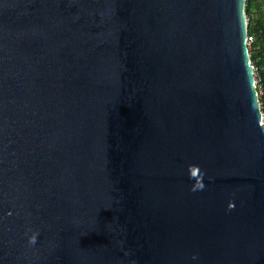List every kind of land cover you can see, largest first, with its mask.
<instances>
[{
    "label": "water",
    "instance_id": "1",
    "mask_svg": "<svg viewBox=\"0 0 264 264\" xmlns=\"http://www.w3.org/2000/svg\"><path fill=\"white\" fill-rule=\"evenodd\" d=\"M247 0H0V264H264Z\"/></svg>",
    "mask_w": 264,
    "mask_h": 264
},
{
    "label": "trees",
    "instance_id": "2",
    "mask_svg": "<svg viewBox=\"0 0 264 264\" xmlns=\"http://www.w3.org/2000/svg\"><path fill=\"white\" fill-rule=\"evenodd\" d=\"M246 16L248 18L249 36L254 42L249 47L252 63L261 69L260 77L264 83V0H247ZM264 106V97L261 99Z\"/></svg>",
    "mask_w": 264,
    "mask_h": 264
},
{
    "label": "built area",
    "instance_id": "3",
    "mask_svg": "<svg viewBox=\"0 0 264 264\" xmlns=\"http://www.w3.org/2000/svg\"><path fill=\"white\" fill-rule=\"evenodd\" d=\"M253 42H254V37L248 36L249 47L252 45ZM254 68H255V76H256V87H257V90L259 93V98L261 100L264 97V83L261 81V77H260L261 69H259L258 67H255V66H254ZM261 110H262V114H263V123H264V106L262 105V101H261Z\"/></svg>",
    "mask_w": 264,
    "mask_h": 264
}]
</instances>
